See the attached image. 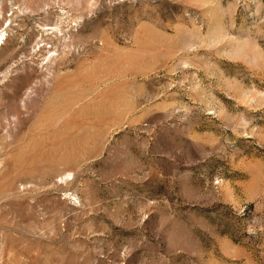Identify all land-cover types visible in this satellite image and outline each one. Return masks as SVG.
<instances>
[{
	"label": "rangeland",
	"instance_id": "obj_1",
	"mask_svg": "<svg viewBox=\"0 0 264 264\" xmlns=\"http://www.w3.org/2000/svg\"><path fill=\"white\" fill-rule=\"evenodd\" d=\"M0 264H264V0H0Z\"/></svg>",
	"mask_w": 264,
	"mask_h": 264
}]
</instances>
